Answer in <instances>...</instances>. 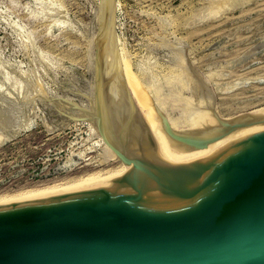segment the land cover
I'll use <instances>...</instances> for the list:
<instances>
[{
  "label": "rangeland",
  "instance_id": "obj_1",
  "mask_svg": "<svg viewBox=\"0 0 264 264\" xmlns=\"http://www.w3.org/2000/svg\"><path fill=\"white\" fill-rule=\"evenodd\" d=\"M103 43L116 75L163 86L174 115L166 83L184 78L181 99L224 118L264 108V0H0V194L102 167L105 98L89 97Z\"/></svg>",
  "mask_w": 264,
  "mask_h": 264
},
{
  "label": "water",
  "instance_id": "obj_2",
  "mask_svg": "<svg viewBox=\"0 0 264 264\" xmlns=\"http://www.w3.org/2000/svg\"><path fill=\"white\" fill-rule=\"evenodd\" d=\"M103 88L96 76L89 99ZM165 126L196 148L251 125ZM252 134L218 153L1 202L0 264H264V130Z\"/></svg>",
  "mask_w": 264,
  "mask_h": 264
},
{
  "label": "bare ground",
  "instance_id": "obj_3",
  "mask_svg": "<svg viewBox=\"0 0 264 264\" xmlns=\"http://www.w3.org/2000/svg\"><path fill=\"white\" fill-rule=\"evenodd\" d=\"M104 16L105 15H103V18H105ZM106 21H110V23L108 22L107 24L111 26L113 25V19L111 16ZM102 25L104 26V22ZM111 31H109V36L111 38L110 43L113 50L116 46L114 45L115 38L112 37L114 35L111 34ZM104 47L105 44L103 43L101 84L104 85V90L102 92L105 99H99L100 101L104 99V104L101 102V106H98L95 110V114L97 115L95 117L100 123V129L104 131V139L107 144H105L107 147L103 153L105 158L103 157L101 161L102 167L98 168L99 165L97 166V169H93V167V171L91 172H89L90 170L88 169L87 171L89 173L86 172V174L84 173V175L79 177L74 176L75 179L70 177V179L66 180L68 177H65V180H63L64 178L62 179L63 181L56 182V179V183L51 182L53 184H44V186L41 187L38 184L39 187H33V189L30 190L25 189L27 191L21 193H13V195L11 194L9 196H3L0 194L2 195L0 196V203L5 201L9 202V200L31 195L54 192L115 176L138 172L140 173L141 171L156 168L162 166L163 164L177 160L186 153L195 151L218 153L251 140L253 137L259 136L252 134V132L264 130V108L262 107V109L252 110V114L249 119L243 117L244 114L232 119L224 118L221 115L219 116V113L212 110V106L207 104V102V105L205 104L206 106L204 104L202 105L204 99L202 100V103L199 99V101L197 100L198 102H195L190 97L181 99V97L186 96L185 94H182V89L186 85L184 84L186 78H180V81L173 79L166 83L169 86L168 91H170L173 95L172 97L180 101L178 106H176L178 101H176L177 103L175 106L170 104L173 108H171L172 111L177 113L174 115L171 110L166 107L165 96H160V93L162 92L161 87L163 86L157 87L158 95H154V93L152 94V91L150 90L152 85H155V83H144L143 81H138L135 77H133L135 78V81L132 78L131 80L126 72H124L126 74H124V76H120V74L117 76L114 70H112L113 67L109 65V62L106 59L107 57L105 55ZM109 48L111 49L110 46ZM117 51L121 52L122 50L119 47ZM115 62L117 64L118 60ZM123 62L125 63V61ZM120 65L122 66V64ZM121 69L123 68H120L119 70L122 71ZM120 71L119 73H121ZM123 71H125V69H123ZM192 75L189 81H194V84H198L195 79H198L199 81V78L194 79ZM199 82L203 87L206 84L202 79H200ZM193 89H195V87L192 88V90ZM198 90H200V88ZM211 95H209V98ZM168 98L170 97L168 96ZM175 99L172 100L170 98L169 100L174 101ZM206 99L208 98L206 97ZM95 114H92L93 118ZM229 122L244 126H251L249 128H244L231 133L228 137L209 142L203 147L196 148H189L184 144V142L177 140L174 135L169 134L165 126L166 124L173 130L177 131L205 132L210 128L221 126L224 125V123ZM147 131L150 132V135L146 134ZM6 193L9 194V192Z\"/></svg>",
  "mask_w": 264,
  "mask_h": 264
}]
</instances>
